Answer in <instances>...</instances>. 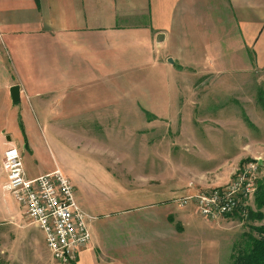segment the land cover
Wrapping results in <instances>:
<instances>
[{
  "label": "rangeland",
  "instance_id": "374dc122",
  "mask_svg": "<svg viewBox=\"0 0 264 264\" xmlns=\"http://www.w3.org/2000/svg\"><path fill=\"white\" fill-rule=\"evenodd\" d=\"M197 3L203 6L197 18L190 19L196 37L192 33L188 41L203 44L198 49L202 61L189 56L183 69L177 63L139 73L142 86L111 88L106 94L110 106L103 111L108 119L60 118L55 103L40 112L35 100L23 97L12 103L5 86L10 73L5 57L0 58V146L9 138L29 179L39 172L60 171L72 184L76 203L95 218L91 236L95 237L97 224L107 222L105 215L122 207L163 203L174 208L173 201L192 194L189 184L196 190L222 186L241 161L264 163V63L249 66L252 54L230 52L237 33L221 30L229 25L222 0ZM213 4L219 6L215 12ZM214 33L224 39L226 61L216 68L210 66ZM92 103L99 105L95 98ZM1 153L0 148V264H59L41 243L42 231L30 224L11 196L1 192L5 181ZM249 209L255 210L252 203ZM261 212V222L230 218L222 227L200 218L199 228L185 230L194 249L175 247V257L167 264H230L232 248L248 233V226L264 224V209ZM10 215L16 216L22 231H13ZM19 235L22 240L35 237L34 248L16 243ZM96 254L98 259L103 255Z\"/></svg>",
  "mask_w": 264,
  "mask_h": 264
},
{
  "label": "crops",
  "instance_id": "0c3cea01",
  "mask_svg": "<svg viewBox=\"0 0 264 264\" xmlns=\"http://www.w3.org/2000/svg\"><path fill=\"white\" fill-rule=\"evenodd\" d=\"M197 2L200 0H0V58L5 57V69L10 73L6 93L18 86L20 97L35 100L40 112L55 103L60 118L108 119L103 111L110 106L106 94L111 88L120 91L142 86L139 73L177 63L183 69L189 56L202 61L198 49L203 44L192 46L188 41L192 33L196 37L190 19L197 18L203 6ZM222 4L232 28L228 25L221 30L232 29L233 36L237 33L230 52L244 57L252 54L249 66L264 63V0H222ZM216 6L211 5L213 12ZM214 38L212 68L226 62L224 39L216 34ZM93 98L99 105L92 103ZM96 111L102 114H93ZM10 142L1 144L2 156L12 147ZM192 189L189 194L198 190ZM190 207L171 208L163 203L125 206L105 215L107 222L96 225L90 245L78 251L70 264H167L175 257V247L194 249L185 230L199 228V219L204 218ZM228 219L215 221L222 227ZM94 220L88 224L89 231ZM8 224L13 231L23 230L14 215ZM20 237L16 243L34 248L31 240L35 237ZM41 243L45 245L43 234ZM99 251L103 255L98 259Z\"/></svg>",
  "mask_w": 264,
  "mask_h": 264
},
{
  "label": "built area",
  "instance_id": "2783aa9c",
  "mask_svg": "<svg viewBox=\"0 0 264 264\" xmlns=\"http://www.w3.org/2000/svg\"><path fill=\"white\" fill-rule=\"evenodd\" d=\"M258 161L238 168L224 185L198 189L174 203L181 208L193 206L200 217L210 221L232 216L243 221L256 191ZM1 170L5 175L1 192L11 196L25 210L30 224L42 231L51 260L70 264L78 251L90 245L88 224L93 219L76 203L70 181L58 170L28 179L13 147L3 153Z\"/></svg>",
  "mask_w": 264,
  "mask_h": 264
},
{
  "label": "trees",
  "instance_id": "16d2710c",
  "mask_svg": "<svg viewBox=\"0 0 264 264\" xmlns=\"http://www.w3.org/2000/svg\"><path fill=\"white\" fill-rule=\"evenodd\" d=\"M249 160H243L239 168L248 163ZM256 191L252 200L255 210L249 209L248 216L245 220L247 223L263 220L264 209V165L259 166L258 179L255 182ZM227 218V217H226ZM228 218H238L232 216ZM240 220V219H239ZM242 221V220H241ZM249 230L244 237L236 242L230 255V264H264V224L258 226H248Z\"/></svg>",
  "mask_w": 264,
  "mask_h": 264
},
{
  "label": "water",
  "instance_id": "95a60500",
  "mask_svg": "<svg viewBox=\"0 0 264 264\" xmlns=\"http://www.w3.org/2000/svg\"><path fill=\"white\" fill-rule=\"evenodd\" d=\"M169 63H171V60H168ZM9 95L12 103H18L20 101V92L18 86H13L9 89ZM9 140V138H7ZM261 165V162H259Z\"/></svg>",
  "mask_w": 264,
  "mask_h": 264
}]
</instances>
